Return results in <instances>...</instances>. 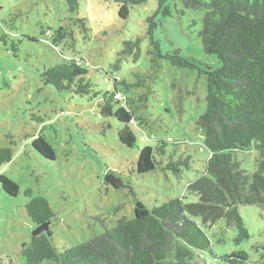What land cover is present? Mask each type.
Wrapping results in <instances>:
<instances>
[{
	"label": "rangeland",
	"instance_id": "rangeland-1",
	"mask_svg": "<svg viewBox=\"0 0 264 264\" xmlns=\"http://www.w3.org/2000/svg\"><path fill=\"white\" fill-rule=\"evenodd\" d=\"M168 5L171 13L164 15L157 12L156 0L136 3L123 19L112 1L77 0L71 12L68 0H0V147L12 150L0 175L20 187L11 196L0 185V264H20L21 245L35 229L24 210L26 188L48 200L55 213L50 229L59 249L101 234L122 216L133 217L138 199L150 208L174 197L197 200L185 186L204 171L209 156L195 123L205 109L206 74L200 70L216 68L218 61L204 52L198 36L204 11L186 8L181 0ZM152 16L150 33L147 19ZM152 41L161 54L179 48L201 65L192 71L172 66L156 57ZM153 57L160 65L156 73L150 66ZM62 59L82 62L91 92H57L40 80L45 67ZM113 86L119 104L134 112L136 147L123 145L117 120L100 114V95ZM38 135L54 150V160L33 148ZM144 145L154 150L165 145L163 153L154 154L163 168L132 171ZM236 156L247 172L256 169L255 150ZM177 161L181 163L168 166ZM107 172L123 186L107 183ZM239 214L248 239L235 244L237 230L219 219L207 229L213 251L242 249L254 259L255 247L264 244V210L242 205ZM206 259L218 264L209 255Z\"/></svg>",
	"mask_w": 264,
	"mask_h": 264
},
{
	"label": "trees",
	"instance_id": "trees-1",
	"mask_svg": "<svg viewBox=\"0 0 264 264\" xmlns=\"http://www.w3.org/2000/svg\"><path fill=\"white\" fill-rule=\"evenodd\" d=\"M104 1L117 3L119 16L126 19L133 4L148 0ZM156 1L157 12L170 15V0ZM181 1L186 8L204 11L198 36L204 52L213 54L218 61L216 68L207 65L200 70L206 74L205 109L195 123L204 134L203 145L209 156L204 171L185 186V191L196 195L197 200L174 197L150 208L138 199L133 217L122 216L111 227L105 226L101 234L59 249L50 229L55 213L48 200L26 188L24 210L29 220L35 227L50 222V234L31 235L23 242L20 264H40L45 260L51 264H208V255L218 264H264V244L255 247L254 259L242 249L217 254L207 231L219 219H225L227 226L237 230L234 242L239 245L249 237L239 206L256 205L264 210V0ZM68 2L69 11L73 12L77 0ZM147 21L151 33L154 16ZM152 43L156 57L165 58L172 66L192 71L201 65L179 48L161 54L158 44ZM150 62L156 73L160 67L157 58ZM87 73L80 60L62 59L45 67L39 78L57 92L83 95L91 92ZM116 91L113 86L100 95V114L117 120L119 141L133 148L137 145L134 112L119 104ZM179 92L182 113V89ZM184 94L189 91L184 89ZM32 146L41 156L54 160L55 152L42 135L32 140ZM164 147L138 148L132 171L143 174L163 168L154 154L163 153ZM251 149L257 153L256 169L249 173L241 167L236 154ZM11 159V148L0 147V166ZM179 163L170 162L168 166ZM0 185L11 196L20 191L19 185L5 175H0Z\"/></svg>",
	"mask_w": 264,
	"mask_h": 264
},
{
	"label": "water",
	"instance_id": "water-1",
	"mask_svg": "<svg viewBox=\"0 0 264 264\" xmlns=\"http://www.w3.org/2000/svg\"><path fill=\"white\" fill-rule=\"evenodd\" d=\"M104 180L107 183H110L112 185L116 184V185H119V186H123V183H122L121 179L115 177L112 173L105 174ZM49 225H50V222H44L42 224L37 225L35 227L33 233H32V236L38 235V234H40L42 232H46L49 235L50 234L49 233Z\"/></svg>",
	"mask_w": 264,
	"mask_h": 264
}]
</instances>
